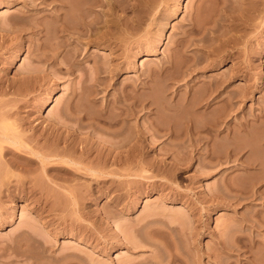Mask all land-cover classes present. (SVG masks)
I'll return each mask as SVG.
<instances>
[{"label": "rangeland", "instance_id": "1", "mask_svg": "<svg viewBox=\"0 0 264 264\" xmlns=\"http://www.w3.org/2000/svg\"><path fill=\"white\" fill-rule=\"evenodd\" d=\"M5 1L11 2L13 6L12 8H7L5 4L0 6V113L12 114L9 115L11 119L7 116L8 120L5 118V121L14 120L18 124L21 123L22 127L19 130L23 129L26 135L34 131L41 142L47 137L49 140L53 138L55 143L57 135L58 138L62 137L56 149L64 146L62 145L64 138L70 139L67 142L69 144L74 140L76 152H73L75 154L72 156L76 159L81 148H84L85 152L89 150L86 153L90 155V160L96 152L106 154L109 158L106 171H112L113 174L94 176L82 169V165L69 163L64 158L48 161L47 167H59L61 170L58 171L42 172L38 167L39 163L35 162L28 165L27 173L14 167L7 169L12 173V176L11 174L9 176V173L7 175L9 180L11 178V186H6L5 180V183H0V264H148L154 255L165 258L167 251L177 253L188 264H244L249 262L247 260L252 261V264H264V195L263 198H258L252 194L258 189L261 190V186L264 187V181L262 185L256 182L257 186H254V183L250 182L255 180L247 177L238 183V179H235L239 178L241 171L236 170L232 163L217 162L206 157V151L215 152L214 148L217 151L221 147L224 149L222 144L225 140L220 139L222 141L220 143L218 138L217 143L213 139L207 144L209 146L204 144L206 143L204 141L193 147V143L190 142L193 139L179 134L176 135L178 138H173L175 133L182 131L180 125L183 126L186 115L196 116L188 114L191 109H187L186 115H182L184 110L180 102L182 101L184 106V103L189 101L188 96L192 93L189 88H192L194 83H201L200 89L195 85V88L201 90L206 81L219 77L220 74L228 72L231 66H240L247 60L250 67L248 77H254L256 83L263 82V87L251 93L253 97L240 102L242 111H237V117L248 116L250 111L258 112L261 107V102L258 106V100L264 98V3L257 7L252 4L254 0H122L125 2L112 0L118 4L116 5L118 9L120 7V11L115 9L117 11L115 15L120 18L127 16L126 20L123 18L126 21L123 24L124 29L121 25H113L110 27L111 30L108 28L106 32L97 25L100 28L99 30L96 26L99 34V31L106 32V40H101L102 42L96 40L94 43L86 44L85 42L92 37L87 40L78 38L79 42L75 41V38L69 39L75 43L72 42L67 49L79 43L78 47L82 49L80 48L79 57L75 60V69L66 71L61 55L57 56L54 51L56 60L51 65L38 62L35 58L37 52L41 54L45 51L40 52L35 47L41 43L42 37L34 36L39 41L30 37L33 44L38 42L27 49L24 46H27L26 37L23 39L19 35L17 38L14 37V34H9V25L7 26V17L9 18L11 14L27 12L31 17L32 15L43 17L48 24L47 27H50V22L53 27L50 14L55 12L52 8L54 4L34 7L31 0ZM120 2L126 4L124 7L126 11ZM249 4L252 6L250 9ZM106 8L107 6L103 10ZM101 9L96 8L97 11H102ZM253 9L260 10L253 12ZM10 22L8 24H12ZM12 22L14 26L20 25L15 20ZM21 24L22 27L26 26L25 23L23 26V22ZM117 33L121 38L117 37ZM230 40L231 43L226 44ZM45 41L43 39L42 42ZM232 42L237 43L236 48V43L234 45ZM117 45L119 46L116 47ZM223 50L227 53H223ZM228 54L234 55L233 59L228 58ZM210 55L211 59L206 58ZM175 59L177 62L180 61L181 65L184 62V65L181 66L179 62L174 61ZM207 59L211 62L210 60L207 62ZM189 61L197 68L194 69V73L190 72L191 75L187 76L184 71L188 70L184 69L190 65ZM169 69L176 71L171 72ZM167 70L170 71V75L166 73ZM149 75L150 77L153 75L152 79ZM244 75L245 72L234 77L227 89L238 91L237 87L245 82ZM90 79L94 81L90 82ZM98 81H101L103 86ZM11 83L22 87L23 91L18 94L9 87ZM204 88L206 90V87ZM89 92L91 96H87ZM120 94L127 96L125 99L127 103L124 102L126 104L124 105L128 106L125 108H130L128 112L124 108L123 112L126 114H122V117L128 115L126 118L123 117V124L126 125L122 124L120 126L122 129L119 127L116 129L114 127L118 125L108 128L107 123L97 122L100 127L95 126L94 120L89 117L90 121L87 116L93 110L92 114L99 112L100 105L105 104L107 100L110 106L105 111L113 113L116 108H113L115 104L112 106L111 102L116 101L115 106H120L117 105L123 100ZM83 97L89 99V102H85L86 98ZM76 103L82 108L92 110L86 113L87 109H83L88 114L85 116L90 122L85 120L84 112H77L79 107ZM148 103L151 104L147 105ZM75 105L78 108L76 110ZM186 105L188 107L189 102ZM116 111L119 110L116 109L114 113ZM74 114L84 120L80 121L81 128H78L79 122L76 121ZM197 116L195 119L199 117ZM200 118L198 119L201 120ZM233 120L237 121L235 118ZM176 125L180 132L175 131L178 128ZM255 125L258 124L253 123L252 128L250 126V130L255 134L248 130L250 133L248 135L256 137L253 139L247 136L253 141L257 138L256 131L260 127L258 125L255 130ZM173 126L175 129L171 128ZM95 127L100 129L97 130ZM168 129L172 132L170 133ZM113 130L114 133L117 130L119 134L121 131L120 136L118 133H115L117 137L113 136ZM130 134L136 136L140 153L139 164L142 161L135 175L130 166L111 163L113 157H117L120 151L125 149L120 147V142ZM180 134H183V131ZM121 135H124L123 138ZM238 137L236 135L235 139L238 140ZM226 140L229 142L230 139ZM242 140L239 142L242 143L244 141ZM239 142L235 144L238 145ZM251 142L250 153L253 154ZM204 145L207 148L211 145L215 147H212L214 150L211 148L206 150V147L203 148ZM12 149L21 156L38 162L33 155ZM246 150L241 153L244 159L249 155V153L246 155ZM219 152L222 153L221 150ZM254 154L260 158L257 151ZM9 157L7 155L5 158ZM254 157L251 156L249 159L257 161ZM89 158L88 161L85 160L90 162ZM86 161L83 163H87ZM177 163L182 165L178 166ZM1 165L2 163L0 168L3 166ZM175 166L176 168L178 166V169H174ZM254 176L257 177L256 174ZM118 178L123 181L115 182L114 180ZM233 179L237 183L230 184L229 181ZM16 180L26 182L30 180V184L26 183L24 189L14 188ZM225 182L226 186L229 183L227 187H224ZM31 191L35 193H29ZM153 230L168 233L175 246L168 245L167 249L161 247L162 244L166 245L167 237L154 236ZM218 239H223L226 244L233 246L231 251H228V248L217 247ZM153 243L160 247L156 249ZM174 264L179 263L176 261Z\"/></svg>", "mask_w": 264, "mask_h": 264}, {"label": "bare ground", "instance_id": "2", "mask_svg": "<svg viewBox=\"0 0 264 264\" xmlns=\"http://www.w3.org/2000/svg\"><path fill=\"white\" fill-rule=\"evenodd\" d=\"M34 4V7H39V6H45V5H49V4H54V6H52V8H53V11L55 10V12H53V14H50V16H51V19H52V21H53V24H54V26L52 27L51 26V22L49 23V25H50V27H47L48 26V24L47 23H45V21L41 18V17H36L35 15H32L33 17H31L29 14H27V12H21L20 14H19V12L17 13V14H15L14 15V13H13V15L11 14V16H9V18L7 17V26L9 25V34H14L15 36L14 37H16L17 35H19V37L21 36L22 38L21 39H23V37H26V41H25V43H27V46L26 45H24L27 49L28 48H30V47H32L34 44L36 45V43L39 41L38 40V38L36 39L35 37L37 36V37H42L40 40H41V43L40 44H37L35 47L36 48H38L39 49V51L41 50V51H43V50H45L44 52H42L41 54L39 53V52H37L38 54H37V57H36V54H35V58L38 60V62H44V63H48L49 65H51V64H53L54 63V60H56L55 59V54H57V56H59V55H61L60 57H62V60H63V67H65L64 68V70H66V71H70V70H73V69H75V67H76V59H77V57H79V54H80V51H81V47H78L79 45H80V43H79V45H75V46H72V48L71 49H67V47L69 46V45H71L72 44V42L73 41H70L69 39H71V38H75L76 40L75 41H78V38H81V40L83 39H85V40H87V38H90V37H92V39H88L85 43L86 44H89V43H94V41H96L97 40V42L98 41H103L104 39H105V36H106V32H108V30H106V29H110L111 30V28L110 27H113V25H116V26H123V24H125L124 23V21L126 20V17L127 16H125V20H123V18H120L119 16H116L115 15V12H117V11H115V9L117 8V6H118V4H116L114 1L112 2V0H105V2H104V0H102V1H96V0H31ZM120 1V0H119ZM122 1V0H121ZM35 2H38V4L37 3H35ZM57 2V3H56ZM117 2V1H116ZM122 2H125V1H122ZM122 2H120L121 4H122ZM57 5H56V4ZM110 3V4H109ZM113 3L115 4V5H113ZM263 3H264V0H254V2L252 3L253 4V6L255 5V6H257L258 7V5H260V4H262L263 5ZM2 4H5V6L7 7V8H12V4H11V2H6L5 0H0V6L2 5ZM117 5V6H116ZM120 5V4H119ZM124 5V6H123ZM126 4H122V8H123V10H125L124 9V7H126L125 6ZM105 6H107V8L106 9H104L103 10V8H105ZM121 6V5H120ZM248 6H250V4L248 5ZM97 7H99L102 11H97L96 10V8ZM252 6H250L249 7V9L251 8ZM257 7H255V8H257ZM44 8V7H43ZM38 9V8H37ZM118 9V8H117ZM127 9V8H126ZM36 10V9H35ZM35 10H33V11H35ZM41 10V9H40ZM122 10V9H121ZM128 10V9H127ZM254 10V9H253ZM252 10V11H253ZM260 10V9H259ZM259 10H254L253 12H259ZM118 11H120V7H119V9H118ZM126 11V10H125ZM249 11V10H248ZM123 12V11H122ZM120 13V12H119ZM114 15V16H113ZM35 16V17H34ZM39 16V15H38ZM113 16V17H112ZM121 16H124V15H121ZM45 17L46 16H44V19H45ZM133 17H134V15H133ZM47 19V18H46ZM45 19V20H46ZM135 19H136V16H135ZM10 20H11V22H10ZM12 20H15V22H19L20 23V25H21V27H20V25L17 27V26H14V24H13V22H12ZM50 20V19H49ZM128 20V19H127ZM130 20H134V19H130ZM10 23H12V24H8L9 22ZM23 22V26H25L24 25V23L26 24V26L25 27H22V23ZM126 22V21H125ZM129 22V21H128ZM131 22V21H130ZM18 23V24H19ZM45 23V24H44ZM132 23V22H131ZM136 23V22H135ZM52 24V25H53ZM15 25H17V24H15ZM97 25H99V27H101V29H103V31H106V32H102L101 33V31H99L100 32V34L98 33V31H97ZM128 25V24H127ZM130 25V24H129ZM128 25V26H129ZM132 25H134V24H132ZM97 26V27H96ZM126 26V25H125ZM127 26V27H128ZM98 27V28H99ZM132 27V26H131ZM50 28V29H49ZM114 28H115V26H114ZM117 28V27H116ZM120 28V27H119ZM126 28V27H125ZM130 28V27H129ZM129 28H128V30H129ZM133 28V27H132ZM241 28H242V26H241ZM240 28V29H241ZM245 28V27H244ZM123 29H124V26H123ZM122 29V30H123ZM99 30H100V28H99ZM120 30H121V28H120ZM121 30V31H122ZM126 30V29H125ZM124 30V31H125ZM114 31H116V30H114ZM114 31H113V34H114ZM120 31V32H121ZM240 31H242V30H240ZM119 32V33H120ZM123 32V31H122ZM239 32V31H238ZM244 32V31H243ZM110 33V32H109ZM127 33V32H126ZM129 33V32H128ZM131 33V32H130ZM108 34V33H107ZM132 34V33H131ZM130 34V35H131ZM122 36L124 35V34H121ZM127 35V34H126ZM35 36V37H34ZM108 36V35H107ZM110 36V35H109ZM125 36V35H124ZM239 36V35H238ZM241 36V35H240ZM30 37H34L36 40H38L36 43H32L31 41H30ZM67 37V38H66ZM114 37H115V35H114ZM117 37H120L121 38V36H119L118 35V33H117ZM17 38V37H16ZM66 38V39H65ZM235 38V37H234ZM233 38V39H234ZM240 38V37H239ZM21 39H19V40H21ZM43 39H44V41L45 42H42L43 41ZM108 39V38H107ZM119 39V38H118ZM123 39V38H122ZM51 40H52V42H51ZM54 40H57L56 42L54 41ZM106 40V39H105ZM110 40V39H109ZM113 40V39H112ZM117 40V39H116ZM75 41L73 42V43H75ZM80 41V40H79ZM78 41V42H79ZM101 41V42H102ZM233 41V40H232ZM22 42H24L23 40H22ZM35 42V41H34ZM48 42V43H47ZM78 42H76V44H78ZM96 42V43H97ZM123 42V41H122ZM121 42V43H122ZM238 42H239V40H238ZM228 43H231V40L230 41H228V42H226V44H228ZM235 43L236 42H232V44H234L235 45ZM81 44H83L82 42H81ZM97 44H99V43H97ZM96 44V45H97ZM120 44V43H119ZM225 44V45H226ZM240 44H241V42H240ZM95 45V44H94ZM234 45L232 46V49H234ZM115 46V45H114ZM119 45H117L116 47H118ZM236 46H237V43H236V45H235V48H236ZM34 47V48H35ZM70 47V46H69ZM223 47H225V46H223ZM229 47V46H228ZM25 48V49H26ZM35 48V49H36ZM81 48V49H80ZM179 48V47H178ZM231 48V47H230ZM37 49V50H38ZM221 49H223V48H221ZM221 49H219V50H221ZM226 49V48H225ZM180 50V49H179ZM178 50V51H179ZM218 50V51H219ZM231 50V49H230ZM40 51V52H41ZM50 51V53H51V51H52V53H53V51H54V53L52 54H48L47 52H49ZM55 51H57V52H55ZM237 51V50H236ZM240 51V50H239ZM46 52V53H45ZM226 53H227V51H225ZM224 52V50H223V53H225ZM229 52V51H228ZM234 52V51H233ZM222 53V52H221ZM222 53V54H223ZM240 53V52H239ZM243 54V53H242ZM248 54V53H247ZM246 54V55H247ZM205 55V54H204ZM211 55H213L214 56V54H211ZM211 55L209 56V57H206V58H210L211 57ZM216 55H218V54H216ZM223 55H225V54H223ZM237 55H238V53H237ZM206 56H208V54H206ZM226 56V55H225ZM228 56V58L230 57L231 59H233L232 57H234V55H231V54H228L227 55ZM172 57H174V56H172ZM221 57H222V55H221ZM220 57V58H221ZM235 57H236V54H235ZM247 57V56H246ZM176 58V57H175ZM206 58H204L205 60H206ZM218 58V57H217ZM219 58V59H220ZM237 58V57H236ZM61 59V58H60ZM174 59V58H173ZM188 59H190V58H188ZM211 59V58H210ZM210 59H207V62H208V60H210ZM231 59H228V60H231ZM170 60V59H169ZM172 60V59H171ZM204 60V61H205ZM215 60V59H214ZM246 60H247V58H246ZM61 61V60H60ZM59 61V65L61 64V62ZM174 61H176V59L174 60ZM244 61H245V57H244ZM243 61V62H244ZM168 62V61H167ZM170 62V61H169ZM177 62V61H176ZM179 62V64L181 65V63H180V61H178ZM177 62V63H178ZM188 62V61H187ZM186 62V63H187ZM210 62H211V60H210ZM239 62V61H238ZM241 62H242V60H241ZM242 62V63H243ZM248 62V60L245 62V63H243L242 65H240V66H234V67H232L231 66V69L230 70H228V72H225V73H223V74H220L219 75V77H214V79H213V77H211V79H213V80H209V82L208 81H206V83L205 82H203V83H205L204 84V86H203V89H201L202 90V93H201V90H199L200 89V87H199V84H200V86H201V83H194V86L192 87L193 88V90H192V88H189V90H190V92L192 91V93L191 94H189V96H188V99H189V108L187 107V101H186V104L184 103V106H183V102L181 101V100H179V102L180 103H182L181 104V106L183 107V110H184V112L182 111V115H186L185 114V111H187V109H191V111H189V115H190V113H192L191 115H195L196 114V116H197V114H198V118H200V116H204L205 118H200L201 120H199L198 118L197 119H195L196 118V116H188V115H186L187 117H185V119H184V121H183V126H181L180 125V127H181V129H182V131H183V134H180L181 132L178 130V129H180L177 125V129L175 130V131H179L180 133H175L174 132V130H173V134L175 135V137H173V138H178L177 136H178V134H179V136L180 135H183V136H185V138L187 137V138H189L190 140L191 139H193V141H190V142H192L193 144H192V146L193 147H196L197 146V144H199V143H202V142H206V143H204V144H208L211 140H213V139H217L218 140V138H219V142L220 143H222V141H220V139H222V140H225L224 141V144H222V146H224V149H225V146L227 145V144H230V145H232V146H230L229 147V145H227V147H226V149L224 150V149H222V147H221V145L220 144H218V145H220L219 147H221V149H219L218 148V150L216 151V148H214V149H212V147H215L214 145H211L210 147H206V145H204V149H205V147L207 148L206 150H208L209 148H211L212 150H214L215 152H216V154H215V152H213V151H206L205 152V154H206V157H208L209 159H214L215 161H217V162H226V163H232V166L233 167H235V169L236 170H239V171H241V175L239 176V178H236L235 180H237L238 179V183H240V182H243L242 181V179H246L247 177H248V179H250V178H252L253 180H255L254 182H250L249 180H247L248 182H250V184H252V183H254L253 185L255 186L256 184V182H257V184L258 183H260V185H262L261 183L264 181V98L262 99H257L258 101H259V103H258V106H260L261 105V107H259V109H258V112L256 113H254L253 111L251 112L250 111V113H248L249 115V118H248V116L247 115H243L242 117H237V113L239 112L238 110H240V112L242 111V109L240 108V102H243L245 99H247V98H251V97H253V95L251 94V93H253L255 90L256 91H258L260 88H262L263 87V82H261V81H258L257 83H256V81L254 80V77H248V73H250V71H249V69H250V67H249V64L247 63ZM171 63V62H170ZM175 63V62H174ZM185 63V64H186ZM176 64V63H175ZM174 64V65H175ZM189 64H190V61H189ZM195 64L197 65V61H195ZM237 64V63H236ZM241 64V63H240ZM182 65H184V62L182 63ZM181 65V66H182ZM192 64V62H191V64L189 65V66H186V68L184 69V70H188V71H184V72H186L185 74L187 75V76H190L191 75V73L193 72L194 73V69L195 68H197L195 65H193ZM234 65V64H233ZM176 66H178V65H176ZM206 66V65H205ZM208 66V65H207ZM78 67V66H77ZM99 67V66H98ZM97 67V68H98ZM171 67V66H170ZM172 67H173V65H172ZM172 67L170 68V69H172ZM94 68V67H93ZM96 68V69H97ZM101 68V67H100ZM163 68V67H162ZM174 68H176V67H174ZM178 69H179V66L177 67ZM176 68V69H177ZM95 69V70H96ZM102 70H103V68H101ZM168 69V68H167ZM169 69V70H170ZM176 69H174L173 71H171V72H174V71H176ZM251 69H252V67H251ZM101 70V71H102ZM105 70H106V68H105ZM107 70H109V69H107ZM159 70V69H158ZM157 70V71H158ZM162 70V69H161ZM97 71V70H96ZM155 71V70H154ZM166 71V69L163 71V72H165ZM170 71L168 72V70H167V74H169L170 75ZM196 71V70H195ZM100 72V71H99ZM102 72H104V70L102 71ZM109 72V71H108ZM156 72V71H155ZM161 72V71H160ZM191 72V73H190ZM243 72H245V75H244V77L245 78H243L244 79V84L242 85L241 84V86L240 87H237L238 89V91H236L235 89H234V91H233V89H230V90H228L227 88H228V86H229V84L231 83V80H233V78L234 77H236V76H238V75H242V73ZM116 73V72H115ZM153 73V72H152ZM159 73V72H158ZM158 73H156V74H158ZM165 73V74H166ZM254 73V72H253ZM151 74V73H150ZM155 74V73H154ZM172 74V73H171ZM148 75V74H147ZM146 75V76H147ZM164 75V74H163ZM162 75V77H164ZM168 75V76H169ZM173 75V74H172ZM185 75V76H186ZM145 76V77H146ZM152 76L153 75H151V77H150V75H149V77L152 79ZM173 76H175V75H173ZM183 76V75H182ZM250 76V75H249ZM252 76V75H251ZM30 77V76H29ZM102 77V76H101ZM148 77V78H149ZM158 76H154V78H157ZM166 78H167V76H165ZM178 77V76H177ZM104 77H102V79H103ZM207 78V77H206ZM99 78H97V80H98ZM101 79V78H100ZM101 79V80H102ZM150 79V80H151ZM162 79V78H161ZM164 79V78H163ZM173 79V78H172ZM208 79V78H207ZM210 79V78H209ZM261 79V78H260ZM91 80V79H90ZM93 81H94V79H92ZM92 80L90 81V82H92ZM96 81V80H95ZM104 81V80H103ZM198 81V80H197ZM196 81V82H197ZM202 82V80H199L198 82ZM99 82V81H98ZM101 82V81H100ZM99 82V83H100ZM151 82V81H150ZM194 82V81H193ZM95 84H97V82L95 83ZM101 85H102V82L100 83ZM104 84V83H103ZM145 84H146V82H145ZM10 85V86H9ZM8 86L10 87V88H12V89H14V91L15 92H17L18 94L21 92V91H23V90H21V88H20V86H18V85H14L13 83H11V84H9ZM89 85V84H88ZM98 85V84H97ZM130 85V84H129ZM128 85V86H129ZM131 85H133V84H131ZM195 85L199 88H195ZM16 86V87H15ZM100 86V85H99ZM103 86V85H102ZM134 86V85H133ZM239 86V85H238ZM90 87V86H89ZM95 87V86H94ZM202 87V86H201ZM204 87H206V90H205V88ZM0 88H1V86H0ZM8 88V87H7ZM126 88V87H125ZM130 88V87H129ZM132 88H134V87H132ZM195 88V89H194ZM231 88V87H230ZM91 90H92V88H90ZM124 89V88H123ZM96 90V89H95ZM94 90V91H95ZM125 90V89H124ZM132 90V89H131ZM197 90H199V91H197ZM203 90H205V91H203ZM96 91H98V90H96ZM126 91V90H125ZM133 91V90H132ZM134 91H135V89H134ZM236 91V92H235ZM93 92V91H92ZM102 92V91H101ZM129 92V91H128ZM204 92V93H203ZM99 93V92H98ZM122 93H123V91H122ZM130 93V92H129ZM133 93V92H132ZM131 93V94H132ZM135 93H136V91H135ZM188 93V92H187ZM95 94H97V93H95ZM94 94V95H95ZM100 94V93H99ZM130 94V95H131ZM134 94V93H133ZM137 94V93H136ZM87 95V94H86ZM86 95H82V96H86ZM93 95V94H92ZM120 95H122V94H120ZM128 95V94H127ZM129 95V96H130ZM135 95V94H134ZM81 96V95H80ZM80 96H79V98H80ZM81 96V97H82ZM87 96H91V93L89 92V95H87ZM95 96H98V95H95ZM94 96V97H95ZM122 96H123V98H122ZM122 96H120L121 97V100H122V103H117V105L118 104H120V106H122V108L120 107V106H115L116 105V101L114 102V103H112L111 102V105L113 104H115L114 105V109L116 108L117 110H119L118 112L116 111V113H114V111L116 110H114L113 111V109H111L112 111H113V113L111 112V113H107V111H105V109H107V107H109L110 106V104L108 103V100L105 102V104H101L100 102V107H101V109H100V113L99 112H97L96 110V112L97 113H99L98 114V116H97V113L95 112V114H92L93 112H94V110H93V112H92V110L91 111H89L88 110V108H82V107H80V105H82V103L79 105V104H77V106L79 107V109L78 108H76V105H75V110L76 109H78L79 111H77L78 113L80 112V113H83V116H87L88 114H86L87 112L89 113V112H92L91 114L92 115H94V116H92L91 114H89L87 117L89 118H91L92 120H96V122H94L93 121V124L95 123V126L97 125V126H99L100 127V125H98L100 122H102V123H104V124H106L107 126H108V128H110V126H116V125H118V126H116V127H114V128H116L117 129V127H119V128H121L120 126L123 124V121H124V118H126L127 116L125 115V116H123L122 117V114L123 113H125V112H123V110H125V109H127L128 108V106H125L126 104L124 103V102H126V98H127V96H125V95H122ZM125 96V97H124ZM129 96H128V99H130L129 98ZM119 97V96H118ZM135 97V96H134ZM137 97V96H136ZM141 97H142V95H141ZM144 98H145V96H143ZM263 97H264V95H263ZM86 97H83V99H85ZM181 98H183V97H181ZM92 99H94V98H92ZM102 99V98H101ZM127 99V100H128ZM131 99H132V97H131ZM137 99V98H136ZM138 99H139V97H138ZM89 100V99H88ZM87 100V98L85 99V102H89ZM98 100V99H97ZM112 100V99H111ZM133 100H134V98H133ZM144 100V99H143ZM83 101V100H82ZM92 100H90V103H91V105H92V102H91ZM96 101V100H95ZM101 101V100H100ZM131 101V100H130ZM138 101V100H137ZM145 101H146V99H145ZM257 101V102H258ZM93 102H94V100H93ZM118 102V101H117ZM133 102V101H132ZM135 102V101H134ZM133 102V103H134ZM140 102H142V101H140ZM256 102V103H257ZM260 102H261V104H260ZM79 103V102H78ZM108 103V104H107ZM127 103V102H126ZM85 104V103H84ZM83 104V105H84ZM89 104V103H88ZM125 104V105H124ZM130 104V103H129ZM136 104V103H135ZM140 104V103H139ZM139 104H138V106H139ZM143 104V103H142ZM151 104V103H150ZM149 103L147 104V105H150ZM260 104V105H259ZM74 105V104H73ZM95 105H97L96 103H95ZM94 105V106H95ZM112 105V106H113ZM141 105V104H140ZM177 105H179V104H177ZM87 106V105H86ZM112 106H111V108H112ZM180 106V107H181ZM73 107V106H72ZM87 107H89V106H87ZM91 107V106H90ZM93 107V106H92ZM96 107V106H95ZM125 107H127V108H125ZM132 107V106H131ZM133 107H134V105H133ZM132 107V108H133ZM136 107H137V105H136ZM140 107V106H139ZM143 107H144V105H143ZM149 107H151V106H149ZM179 107V106H178ZM70 108V107H69ZM82 108V109H81ZM94 108V107H93ZM98 107H96V109H97ZM125 108V109H124ZM138 108V107H137ZM145 108V107H144ZM73 109H74V107H73ZM72 109V110H73ZM81 109V110H80ZM83 109H85L86 110V113H85V111L83 110ZM92 109V108H91ZM130 109V108H129ZM129 109H127V112H128V110ZM98 110H99V108H98ZM110 110V109H109ZM132 110V109H131ZM74 111V110H73ZM130 111V110H129ZM135 111H136V109H135ZM135 111H133V112H135ZM238 111V112H237ZM130 113H132V112H130ZM7 113H5V115H6ZM77 114V113H76ZM76 114H74V116H76ZM126 114V113H125ZM128 114V113H127ZM134 114V113H133ZM3 113H0V157L2 156L3 157V161H1L0 163H2V167L0 168V183L2 184V182L3 183H5L4 182V180L6 181V186H8V187H10L11 185V182L12 181H10L11 180V178H10V180H9V178L7 177V175H8V173H9V171L7 170V169H9V168H11V167H14V168H16V169H19V170H22L23 172H28L29 171V167H28V165L30 164V163H33V162H35L36 164L37 163H39V166L38 167H40V170L42 171V172H48V171H50V170H61V169H58V168H56V166L55 167H47V164L49 163L48 161L49 160H51V159H54V158H64L67 162H69V163H72V164H75V165H82V169H84L85 171H89V172H91L93 175L95 174L96 176H98V175H100V174H113L112 173V171H106V167H107V165H108V163H109V158H108V156L106 155V154H102V153H99V152H96V154H95V156H93V158H91V160H90V158H89V156L90 155H88L87 153H88V151H84L85 149L84 148H81L82 150L80 151L79 150V153H78V151H77V153L79 154V157L76 159V158H74L75 156H72V154H75V153H73V152H76V148L74 147V143H73V141L72 142H70L71 144H69V143H67L70 139H65L64 138V140H62V145H64L62 148H59V149H56L57 147H59V145H60V138L62 139V137H60V138H58L59 136L57 135V141L54 143V140H52L51 138H50V140H49V138H47V137H45V138H43L42 140H43V142H41L38 138H40V137H38L37 138V135H35V133H34V131H32L33 133L32 134H29V135H26V133L24 132V130L23 129H21V130H19L21 127H22V125H21V123L20 124H18V123H16V121H12V120H10L9 122L8 121H5V118H7V116H12V114H7L6 116H5ZM91 115V116H90ZM10 116H9V118H10ZM74 116H73V118H74ZM85 116V117H86ZM97 116V117H96ZM129 116H131V115H129ZM77 117H79V115L78 116H76L75 117V119L77 118ZM87 117L85 118V120L87 119ZM181 117H184V116H181ZM237 117V118H236ZM89 118V120L91 121V119ZM233 118H235V119H237V121L236 120H233ZM11 119V118H10ZM7 120H8V118H7ZM82 117H80V118H77L76 119V121H78L79 123H77V126H78V128L80 127V123L82 122V121H84V120H82ZM88 120V119H87ZM88 120V121H89ZM183 120V118H181V121ZM12 121V122H11ZM73 121H74V119H73ZM81 121V122H80ZM87 121V122H88ZM89 121V122H90ZM126 121V120H125ZM233 121H235V122H233ZM13 122H15V123H13ZM97 122H99V123H97ZM92 123V122H91ZM253 123L255 124H258L260 127H258V125H255L256 127V129L255 130H257V127H258V131H256V135H257V138H255V140L253 141V139H254V136L252 137V135H248V134H250L249 132H248V130L249 131H251L250 130V126H251V128H252V126H253ZM84 124V123H83ZM82 124V125H83ZM86 124V123H85ZM101 124V123H100ZM180 124H181V122H180ZM89 125H90V123H89ZM125 125H126V123H125ZM124 124H123V126H125ZM86 126V125H85ZM85 126H82V127H85ZM101 126H103V125H101ZM105 126V125H104ZM88 127V126H87ZM91 127V126H90ZM92 127H94V126H92ZM99 127H95L97 130L98 129H100ZM174 127V128H173ZM173 127H171L172 129H175V126H173ZM183 127V128H182ZM81 128V127H80ZM112 128V127H111ZM118 128V131L120 130ZM125 128V127H124ZM170 128V129H171ZM260 128H262L263 129V131L260 129ZM93 129V128H92ZM122 129V128H121ZM31 130H33V129H31ZM93 130H95V129H93ZM103 130H104V128H103ZM106 130H107V128H106ZM105 130V131H106ZM169 130V129H168ZM260 130H261V132H260ZM122 131H124V129L122 130ZM170 131V130H169ZM172 131H170V133H171ZM115 133H118L119 134V132H117V130L115 131ZM114 133V130H113V134H112V132H111V134L113 135V136H118L117 134H115ZM253 132L251 131V134H252ZM258 133L260 134V135H258ZM47 134V133H46ZM120 134H121V131H120ZM120 134H119V136H120ZM172 134V135H173ZM253 134H255V132L253 133ZM43 135V134H42ZM49 135V134H48ZM173 135V136H174ZM177 135V136H176ZM237 135V137L239 136V135H241V137L243 138L244 137V141H245V139H246V142H244L243 140H242V138H240V136L238 137L239 139L237 140V138L235 139V136ZM39 136V135H38ZM122 136V135H121ZM124 136V135H123ZM123 136H122V138H123ZM247 136H251V137H247ZM53 137V136H52ZM66 137V136H65ZM127 137H128V135H127ZM127 137H124V138H126V139H128L127 141L126 140H124V138H123V142H120V147L121 148H125L124 150H121L120 151V153L118 154V156L117 157H113V160L111 161V163L113 164V165H127V166H130L134 171H133V173H134V175L136 174L135 172H136V170H137V168L140 166V164H141V162H140V164H139V161H140V153H139V148L137 147V143H136V136H131V134H130V136L127 138ZM182 137V136H181ZM256 137V136H255ZM42 138V137H41ZM130 138V139H129ZM226 139H230L232 142L233 141H235L236 140V142H233V144H232V142L229 140V142H226L227 140ZM250 140V141H252L251 142V144H253V154L254 153H256V151L258 152V155H260V158H261V160H260V158H258L259 156H257L256 157V155L254 154V156L256 157H254L253 156V154L252 153H250V151L252 152V150H251V145H250V141H248V140ZM188 140V139H187ZM214 140V141H215ZM216 140V141H217ZM243 141L242 143L241 142H239V141ZM257 140H258V142H257ZM78 141H80V140H78ZM78 141L77 142H75V145H77V143H78ZM189 141V140H188ZM248 141V142H247ZM218 141H217V143H219ZM237 142H239L238 143V145H236L235 143H237ZM73 143V144H72ZM216 143V142H215ZM225 143H226V145H225ZM248 143V144H247ZM254 143H257V144H255V145H258V146H262L263 147V149H261L262 147H258V146H255L254 145ZM80 144H82V142L80 141ZM243 144V145H242ZM57 145V146H56ZM237 147H236V146ZM239 145H241L240 147H239ZM248 145H250V146H248ZM56 146V147H55ZM81 146V145H80ZM207 146H209V145H207ZM78 147V146H77ZM83 147V146H82ZM255 147H258V148H256L255 149ZM12 148H14V149H16L18 152H21V151H24V152H27V153H29V154H31V155H33V156H35L36 158H37V160H38V162H36V161H34L33 159L31 160L30 158H27V157H23V156H21L20 154H18V153H16V152H14L13 151V149ZM75 148V149H74ZM244 149H247L246 150V155L249 153V155H250V157L252 156V157H254L255 158V160H257V161H251V159H249L250 157H246V155H245V159L242 157V155H241V153L243 152V150ZM259 149H261V150H263V151H261V150H259ZM222 151V153L221 152H219V151ZM259 150V151H258ZM224 151V152H223ZM255 151V152H254ZM23 152V153H24ZM91 152V151H90ZM218 152H219V154H218ZM262 152H263V154H262ZM84 153H85V155L86 156H84ZM221 153V154H220ZM263 155V158H262V156H261V154ZM10 156L9 158H5L6 156ZM78 156V155H77ZM76 156V157H77ZM89 158V161L90 162H87L88 159ZM243 158V159H242ZM258 158V159H257ZM87 161H86V160ZM83 161H86L87 163H83ZM183 163V162H182ZM182 163L180 164V165H182ZM156 164V163H155ZM157 164H158V162H157ZM174 164V163H173ZM175 164H176V162H175ZM174 164V165H175ZM159 165V164H158ZM158 165H157V168H158ZM177 165H178V163H177ZM180 165H178V166H180ZM178 166H177V168H176V166H175V168L174 169H178ZM154 167H156V166H154ZM173 167L174 166H172V169H173ZM62 170H63V168H62ZM64 171L66 172L67 170H65L64 169ZM10 174H11V176H12V173H9V176H10ZM257 175V177L256 176H254V175ZM94 175V176H95ZM253 176V177H252ZM251 179V180H252ZM21 180V179H20ZM235 180L233 179V181L232 180H230L229 181V183L230 184H235V183H237V181L235 182ZM115 182H117V183H121L123 180H121L120 178H118L117 180H114ZM232 181V182H231ZM246 181V182H247ZM16 182V185H14V188H17V187H19V188H23L24 189V186H25V184L26 183H29L30 184V180H28V182H26V181H19V180H16L15 181ZM229 183H228V185H229ZM227 185V186H228ZM259 185V184H258ZM226 186V182H225V185H224V187ZM226 186V187H227ZM257 186V185H256ZM264 186V185H263ZM26 187V186H25ZM28 187V186H27ZM33 187V186H32ZM258 189V188H257ZM261 190H259L258 189V191H254L252 194H254L255 196H257L258 198H263V195H264V187H262L261 186V188H260ZM31 190H33V189H31ZM37 192V191H36ZM29 193H32V194H34L35 192H29ZM153 235L154 236H157V237H160V238H165V237H167V241H166V245H163L162 243V246L161 247H163L164 246V248L166 247V249H167V247H168V245L169 246H175L173 243L174 242H172V240L170 239V235L168 234V233H166V232H163V231H160V230H153ZM222 237V236H221ZM253 242V241H252ZM152 245H154L155 246V248L157 249L158 247H160L158 244H152ZM216 245H218L217 247H219L220 249H226V248H228V251L230 250L231 251V248L233 247V246H229L228 244H226V242L225 241H223V239L221 240V239H218V242L216 243ZM226 245H228V246H226ZM230 247V248H229ZM218 248V249H219ZM168 253H165V258H161V256L159 257V256H157V255H154V256H152L151 258V261H150V263H148V264H163V262H165V264L166 263H168V264H174V262H178L179 264H188V262L187 261H185V259L184 260H182L181 259V257L177 254V253H175V252H173V251H167ZM170 252V253H169ZM165 260V261H164ZM247 261H249V262H245L246 264H252L251 262L252 261H250V260H247ZM244 263V264H245Z\"/></svg>", "mask_w": 264, "mask_h": 264}]
</instances>
